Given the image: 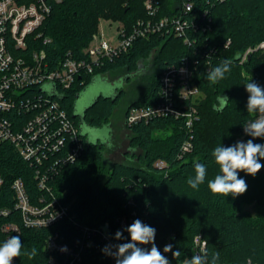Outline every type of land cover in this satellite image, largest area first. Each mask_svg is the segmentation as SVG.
I'll return each instance as SVG.
<instances>
[{
    "label": "trees",
    "instance_id": "trees-1",
    "mask_svg": "<svg viewBox=\"0 0 264 264\" xmlns=\"http://www.w3.org/2000/svg\"><path fill=\"white\" fill-rule=\"evenodd\" d=\"M199 14L207 8L211 27L199 29L191 44L171 33H157L148 38L137 39L132 47L109 60L103 68L77 79L70 88H60L54 97L60 101L83 137V151L72 162L63 165L59 172L41 187L32 166L10 142L0 143V172L4 184L0 190V209L9 207L8 215L0 213V226L5 221H20L15 208L12 181L22 178L31 200L43 204L56 198L68 206L67 215L48 226H21L20 235L24 245L22 252L36 249V256L22 254L17 264H45L49 251L47 238L55 232L59 241L72 246L83 243L88 237L85 228L104 231L109 238L100 240V234L92 235L96 245L82 249L84 264H116L111 255L102 250L106 245L130 241L127 231L121 228L123 216L132 215L145 219L156 229L155 244L169 259L170 264H186L196 255L195 236L202 233L207 241L209 258L218 255L216 264H264V170L255 175L239 172L246 181L247 190L237 196L214 194L208 181L219 173L212 152L217 146H232L244 135L245 124L257 114L247 112L248 93L245 84L252 81L264 87V51L251 52L245 61L241 55L250 46L264 40V0H194ZM160 14L180 9L178 0H160ZM147 16L143 0H63L54 3L39 30L51 41H30L27 51L44 48L51 67H56L68 51L77 58L85 56L84 49L98 31L102 19L120 20L130 28L133 22ZM207 16L205 17V20ZM193 36V35H192ZM191 36V37H192ZM230 40L229 43L227 41ZM196 42V43H195ZM185 56L194 65L195 80L202 96L196 99L198 119L191 131L187 130L185 117H156L124 126L130 131V147L135 152L127 155L128 161L109 162L106 153L111 143L104 136L92 138L84 125L94 128L111 127L116 108L124 90L114 96L101 94L84 112L74 116L77 99L98 76L111 73L127 75L139 70L145 61L147 71L136 79L139 95L124 111L134 105L151 104L159 99L160 76L170 64H179ZM228 60L230 72L225 78L212 83L207 79L214 67ZM84 77V75H83ZM229 98L224 106L221 97ZM165 130L167 135L157 132ZM246 139H253L245 136ZM191 140L193 147L184 152L182 144ZM254 143L264 144V138ZM140 149V150H138ZM137 150V151H136ZM163 160V166L157 165ZM207 168L205 182L197 189L188 184L195 175V163ZM264 164V159L260 160ZM210 190V191H209ZM117 231L123 232L121 240L115 239ZM4 233L0 228V239ZM173 245L180 255L164 253V247ZM151 245H148L150 250ZM60 264H70V255L56 253Z\"/></svg>",
    "mask_w": 264,
    "mask_h": 264
},
{
    "label": "built area",
    "instance_id": "built-area-1",
    "mask_svg": "<svg viewBox=\"0 0 264 264\" xmlns=\"http://www.w3.org/2000/svg\"><path fill=\"white\" fill-rule=\"evenodd\" d=\"M61 1L0 0V143H12L21 156L35 166L36 177L42 188L47 187V180L58 173L63 165L77 159L83 151L79 126L54 97V92L60 88H70L78 78L83 83L87 75L129 50L139 38L171 33L191 44L192 39L197 42L194 35L199 29L203 31L211 27L209 9H203L201 16L191 14L195 10L194 0H178L181 2L180 9L162 15L160 0H143L147 16L136 19L130 28L120 22L116 41L97 31L84 49V57L77 58L68 51L56 67H51L44 48L27 49L30 41H51V37L44 36L39 27L51 12L53 4ZM94 40L96 43L92 44ZM257 49L264 51V40L255 47H248L241 55V60L245 61ZM196 62V58L191 60L185 56L181 63L170 64L164 69L160 76L159 99L151 104L129 108L126 124L131 126L156 117L183 116L187 130L191 131L198 119L196 99L202 96L195 80ZM45 86H48L47 89ZM256 118L257 115L251 120ZM243 136H248L245 131ZM192 147L193 143L187 139L181 148L187 152ZM156 163L159 166L165 164L163 160H157ZM3 184L4 177L0 172V190ZM11 186L20 221H5L1 224L4 238L0 239V244L19 232L21 226H48L67 215L68 206L60 204L56 198L48 202L40 198L45 203H34L22 178H15ZM9 212V207L0 209L3 215ZM135 214L133 212L122 217V229L126 231L138 219ZM139 220L145 223V219ZM96 233L100 234L102 241L109 238L104 231L85 228L88 239L72 246L59 241V234L55 232L46 241L49 257L45 264H60L56 253L70 255V264H84L82 249L96 245L92 239ZM195 243L196 254L206 250L207 241L202 233L195 236ZM140 246L148 249V245ZM16 260L17 257L13 258L12 264H17ZM112 260L116 262L113 256Z\"/></svg>",
    "mask_w": 264,
    "mask_h": 264
},
{
    "label": "clouds",
    "instance_id": "clouds-1",
    "mask_svg": "<svg viewBox=\"0 0 264 264\" xmlns=\"http://www.w3.org/2000/svg\"><path fill=\"white\" fill-rule=\"evenodd\" d=\"M231 62L225 60L222 64L214 67L208 73L207 79L212 83L225 78L229 73ZM48 86H45L47 89ZM248 95L247 112L257 114V118L249 121L244 126L245 134L253 139L247 142H237L228 147L222 145L215 147L212 152L215 163L219 166V173L214 179L208 181V188L214 194H222L227 197L241 195L246 192L247 184L242 178H239V172L243 171L247 175H255L264 164L260 160L264 159V144L254 143L256 138H264V87L255 82L245 84ZM224 106L227 105L229 98L221 97ZM195 175L188 179V184L193 189H197L205 182L207 168L203 163H195ZM130 236V241L116 245H106L102 250L105 254L115 258L116 264H170L169 259L160 251L155 244L156 229L144 224L141 220L136 219L126 229ZM123 232L117 231L115 239L121 240ZM151 245L150 250L140 245ZM24 245L20 235L9 237L0 244V264H12L13 258L20 257L22 254L27 255L30 259L35 257L37 252L33 248L30 252H22ZM115 251H112V249ZM66 250V249H62ZM164 253H172L173 257L180 255V250L173 251V245L168 244L164 247ZM219 259L218 255L211 258L207 253H198L186 261V264H216Z\"/></svg>",
    "mask_w": 264,
    "mask_h": 264
},
{
    "label": "rangeland",
    "instance_id": "rangeland-1",
    "mask_svg": "<svg viewBox=\"0 0 264 264\" xmlns=\"http://www.w3.org/2000/svg\"><path fill=\"white\" fill-rule=\"evenodd\" d=\"M120 20L112 19H102L99 23L98 34H103L107 38H112L114 41L117 40L118 27L120 25ZM94 40L92 44H95ZM145 61L141 62V70L137 74L138 77L142 76L146 71ZM123 74L111 73L104 76L96 77L88 87L82 92V95L77 99L76 109L81 113L86 106H88L99 94H116L120 90H124V93L120 99L119 106L116 108L113 122L112 130L110 126H105L103 128H93L88 125H84L85 130H89L94 136L100 135L106 138V141L110 144V150L106 153V159L109 162L113 161H128L127 155L129 153L135 152L130 147V131L124 126V111L126 110L128 104L135 99L139 93V85L136 79L126 80L122 77ZM259 86V83L255 82ZM88 126V127H86ZM168 131L161 130L157 132L156 135L164 136L167 135ZM248 139L245 136L237 138V142H247ZM140 150V149H138ZM137 151V150H136ZM264 170L262 168L260 171ZM210 191V190H209Z\"/></svg>",
    "mask_w": 264,
    "mask_h": 264
},
{
    "label": "flooded vegetation",
    "instance_id": "flooded-vegetation-1",
    "mask_svg": "<svg viewBox=\"0 0 264 264\" xmlns=\"http://www.w3.org/2000/svg\"><path fill=\"white\" fill-rule=\"evenodd\" d=\"M143 69H146L145 71H147V67L143 68ZM141 70V67L139 68V70H136V71H133V72H130L129 74L127 75H123L122 77L125 78L126 80H131L132 78L135 80L138 78L137 74L140 72ZM125 123H126V118L124 119ZM87 125V124H85ZM88 127V126H86ZM94 128V127H93ZM87 133L90 135V137L92 138H95V136L88 130ZM113 133V132H112ZM97 137V135H96Z\"/></svg>",
    "mask_w": 264,
    "mask_h": 264
},
{
    "label": "water",
    "instance_id": "water-1",
    "mask_svg": "<svg viewBox=\"0 0 264 264\" xmlns=\"http://www.w3.org/2000/svg\"><path fill=\"white\" fill-rule=\"evenodd\" d=\"M53 94H55V92H54ZM118 94H119V92L116 93V94H104V95H106V96H111V95H112V96H114V98H115ZM99 95H101V94H99ZM99 95H98V96H99ZM98 96H96V98H95V99H94V100H93L88 106H86L85 109H84L82 112H84L88 107H90V106L96 101V99H97ZM79 97H80V96H79ZM82 112H81V113H82ZM81 113H79V112L76 110V111L74 112L73 115L76 116V115L81 114ZM80 117H81V125H82V128H83V127H84V122H83V119H82V114H81ZM95 137H96V135H95Z\"/></svg>",
    "mask_w": 264,
    "mask_h": 264
}]
</instances>
